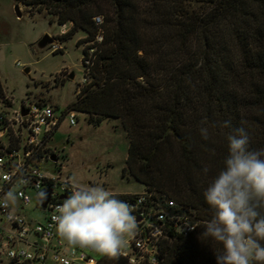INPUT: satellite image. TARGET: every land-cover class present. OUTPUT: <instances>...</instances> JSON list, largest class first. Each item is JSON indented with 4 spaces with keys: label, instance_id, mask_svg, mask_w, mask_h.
I'll return each instance as SVG.
<instances>
[{
    "label": "trees",
    "instance_id": "obj_1",
    "mask_svg": "<svg viewBox=\"0 0 264 264\" xmlns=\"http://www.w3.org/2000/svg\"><path fill=\"white\" fill-rule=\"evenodd\" d=\"M18 1L71 24L60 42L85 33L77 46L94 42L93 18L102 17L88 81L67 109L93 126L119 119L129 141L123 173L197 222L187 235L167 231L158 264H215L221 245L202 236L213 214L203 192L223 168L227 137L237 128L248 132L250 150L264 148V0ZM97 264L130 263L102 256Z\"/></svg>",
    "mask_w": 264,
    "mask_h": 264
},
{
    "label": "built area",
    "instance_id": "obj_2",
    "mask_svg": "<svg viewBox=\"0 0 264 264\" xmlns=\"http://www.w3.org/2000/svg\"><path fill=\"white\" fill-rule=\"evenodd\" d=\"M93 20L98 31L89 44L88 56L82 60V85L88 81L96 45L103 39L102 17L95 16ZM76 114L29 98L18 106L10 97L0 99V264H63L65 260L68 264H97L103 256L91 249L70 247L58 237L52 220L56 206L63 203L73 187H79L68 176H61L60 171L48 174L39 166L41 160L53 157L48 153L49 143L60 124L65 120L69 127L75 126ZM11 173L16 175L9 181L5 177ZM19 178L26 183L16 185L21 194L18 206L5 207L2 197ZM48 188L50 199L41 207L37 194ZM114 197L133 207L139 224V234L129 239L121 255L130 264H158L160 243L169 229L182 235L195 231L190 224L197 222L186 208L164 195L144 190ZM32 212L39 213L40 220L32 219Z\"/></svg>",
    "mask_w": 264,
    "mask_h": 264
},
{
    "label": "rangeland",
    "instance_id": "obj_3",
    "mask_svg": "<svg viewBox=\"0 0 264 264\" xmlns=\"http://www.w3.org/2000/svg\"><path fill=\"white\" fill-rule=\"evenodd\" d=\"M39 10L18 0H0V79L15 106L29 98L61 110L75 100L82 85V51L90 43L77 46L86 37L83 32L60 42L58 37L71 24L60 26L46 11ZM45 34L53 43L39 50L37 42ZM76 117L73 127L65 120L60 124L48 152L55 155L56 162L41 160V170L48 174L60 171L77 187L100 185L113 195L142 193L144 186L123 173L129 141L120 120L106 119L93 126L87 115L77 112ZM30 217L40 220L39 213L32 212Z\"/></svg>",
    "mask_w": 264,
    "mask_h": 264
},
{
    "label": "clouds",
    "instance_id": "obj_4",
    "mask_svg": "<svg viewBox=\"0 0 264 264\" xmlns=\"http://www.w3.org/2000/svg\"><path fill=\"white\" fill-rule=\"evenodd\" d=\"M206 123L201 121L202 125ZM229 124L224 121L221 126ZM200 134L209 139V128L202 126ZM227 140L224 166L203 192L213 214L204 222L202 236L221 245L214 252L215 264H264V148L250 150L249 134L244 127L237 128ZM208 171L205 166L203 172ZM15 175L11 173L5 178L11 181ZM23 183L24 179H17L4 193L5 207L18 206L21 194L16 185ZM37 199L43 203L47 194L40 192ZM133 211L130 204L115 198L103 186L73 187L63 203L56 206L52 220L58 237L68 246L118 259L129 239L139 234Z\"/></svg>",
    "mask_w": 264,
    "mask_h": 264
},
{
    "label": "water",
    "instance_id": "obj_5",
    "mask_svg": "<svg viewBox=\"0 0 264 264\" xmlns=\"http://www.w3.org/2000/svg\"><path fill=\"white\" fill-rule=\"evenodd\" d=\"M14 10H15L16 16H17V17H20L21 14H20V12H19L18 6H15V7H14ZM52 43H53V40L50 38V36H48L47 34H45V35H44V36H43V37L37 42V45H36V46H37V48H38L39 50H43V49H45L46 47L52 45ZM28 71H29L28 68H26V69L24 70L25 73H27ZM69 78L72 79V78H73V75H70ZM22 114L25 115V114H26V111L23 110V111H22ZM51 160H52V161H56V158H55V157H51ZM44 193L47 194V199L44 200L43 203L39 202V200H38V203H39V205H40L41 207H45L46 204L48 203V201H49V199H50V195H51V189L48 188V189L44 190ZM61 198H63V197H61Z\"/></svg>",
    "mask_w": 264,
    "mask_h": 264
},
{
    "label": "flooded vegetation",
    "instance_id": "obj_6",
    "mask_svg": "<svg viewBox=\"0 0 264 264\" xmlns=\"http://www.w3.org/2000/svg\"><path fill=\"white\" fill-rule=\"evenodd\" d=\"M53 157H55V155H53Z\"/></svg>",
    "mask_w": 264,
    "mask_h": 264
}]
</instances>
